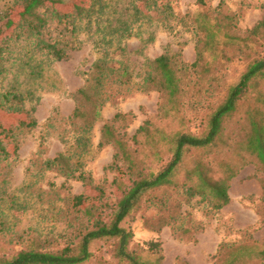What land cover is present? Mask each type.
Returning a JSON list of instances; mask_svg holds the SVG:
<instances>
[{
    "label": "rangeland",
    "instance_id": "obj_1",
    "mask_svg": "<svg viewBox=\"0 0 264 264\" xmlns=\"http://www.w3.org/2000/svg\"><path fill=\"white\" fill-rule=\"evenodd\" d=\"M6 1L9 0H0V9ZM175 7L182 22H172L171 28H158L155 40L142 53H139L141 38L127 39L129 53L125 58L135 64V70H144L147 57L154 58L167 51L179 52L182 59L193 62L198 38L205 35L201 28L207 29L218 21L220 24L211 28L216 36L203 50L204 84L194 87L202 88L205 110L196 116L185 105L184 120L181 113L166 116V109L172 104L165 106L167 99L163 93L126 92L125 88L117 93V86H112L115 95L102 107L92 131L91 151L82 157L73 155L71 159V163H83L76 175L83 171L84 180L47 168L45 161L59 153L72 154L77 150L74 143L79 122L69 118L76 106L72 94L84 85V72L99 56L89 34L81 32V47L71 51L66 59L52 62L43 78L29 79L19 68L3 75V87L16 85L24 91L37 81L40 88L36 97L26 100L38 125L19 131L17 155L0 162V256L10 257L30 243L61 247L68 236H74L84 227L86 214L95 216L100 210L107 214L113 203L120 200L122 191L114 177L129 182L130 176L123 168L119 172L111 166L116 152L114 145L98 147L103 124L115 114L127 115L116 120L115 127L126 134L132 147L136 144L131 137L146 121L151 122L150 132L155 141L149 143L146 135H140L139 154L159 167L170 156L168 149L172 142L167 134L181 129L199 132L200 118L209 112L208 107L224 98L227 84L237 82L253 58L264 57V29L250 34V29L264 18V0H177ZM227 33L238 38L230 39ZM213 76L219 78V86L210 83ZM243 106L240 115H244ZM240 115L233 116L231 124ZM10 119L9 115L0 113V131L14 120ZM155 147L162 150L164 159L154 160L150 151ZM215 154L230 163L222 166L216 162L212 170L216 177L225 175L230 167L237 170L230 181V201L219 210L211 209L202 195L191 197L187 193L191 181L196 179L195 174L193 180L188 179L190 171L199 159ZM172 178L175 183L171 187L145 192L140 207L122 223L133 232L129 244L132 250L143 259L159 260L163 264H225V257L219 258L221 246L235 243L228 248L232 252L226 254L232 259L234 252L239 253L234 264H261L263 259L258 251L264 247V166L255 156L246 152L238 154L226 147L212 151L191 149ZM81 193L89 195L85 212L73 206L74 195ZM151 242L157 243L154 250L150 248ZM90 248L95 255L83 264H123L114 256L113 239L94 240Z\"/></svg>",
    "mask_w": 264,
    "mask_h": 264
},
{
    "label": "trees",
    "instance_id": "obj_2",
    "mask_svg": "<svg viewBox=\"0 0 264 264\" xmlns=\"http://www.w3.org/2000/svg\"><path fill=\"white\" fill-rule=\"evenodd\" d=\"M176 1H6L0 9V113L14 120L0 131V162L17 155L19 143L16 136L19 131L38 125L37 118L27 108L26 100L36 97V91L40 88L37 81L24 91L16 85L3 87V75L12 68H19L29 79L43 78L52 62L66 59L71 51L81 47V32L89 34L99 56L84 72V85L72 94L76 106L69 118L79 122L74 143L77 150L72 154L63 152L47 159V168H56L67 177L85 179L83 171L76 175L83 163H71V159L73 155L82 157L91 151L92 131L101 116L102 107L115 95L112 86H117V93L121 92V88H125L126 92L156 90L163 93L167 99L165 106L172 104L170 108L167 107L166 116L181 113L184 120L186 115L182 111L185 105L200 116V112L205 110L202 88L195 90L194 87L204 84L201 76L205 71L203 50L210 46V41L216 36L211 28L215 29L220 24L218 21L211 23L207 29L201 28L205 35L198 38L197 56L193 62L182 59L179 52L167 51L154 58L147 57L144 70H135V64L125 58L129 53L125 45L127 39L141 38L139 53H142L155 40L158 28H171L172 22H182L183 18L179 17L175 7ZM261 29H264V18L250 29V34ZM227 35L230 39L238 38L233 34ZM201 42L203 45H200ZM210 80V83L215 82L214 86H219V78L213 76ZM194 99L196 102L191 104ZM243 104L244 115H240ZM208 108L210 110L206 116L200 118L199 132L181 129L167 134L172 142L168 149L170 156L159 167H154L139 154L140 135H146L149 143L155 141L150 132L151 122L146 121L131 137L136 144V147H132L125 138L126 134L115 127V121L127 115L120 112L115 114L114 118L103 124L98 147L114 145L116 152L111 166L119 172L124 169L130 176L129 182L114 177L113 181L122 191L120 200L113 203L107 214L101 210L95 216L86 214L84 227L74 236H68L63 246H51L43 241L40 246L30 243L10 257L0 256V264H83L94 257L90 245L97 239H113L114 256L123 264H163L159 260L143 259L136 250H132L129 244L133 232L122 223L140 207L145 192L169 188L175 183L172 175L185 153L191 149L212 151L214 148H232L238 154L246 152L255 156L264 166V57L253 58L239 80L227 84L224 98ZM236 114L240 117L231 124L230 119ZM145 148L148 150V146ZM155 148L150 151L151 156H155L154 160L164 159L162 150ZM218 161L219 165H230L229 161L215 154L199 159L188 175L189 180L196 175L188 186V195H202L214 210L223 208L230 201V181L237 175V170L230 167L225 175L216 177L212 170ZM88 198L87 193L74 195L73 206L85 212ZM150 245L154 250L157 243L151 242ZM231 246L234 247L235 243L223 244L219 251V258L224 256L225 264L237 261L239 253L234 252L232 259L226 257L232 252L228 250ZM258 252L263 259L261 264H264V247Z\"/></svg>",
    "mask_w": 264,
    "mask_h": 264
}]
</instances>
